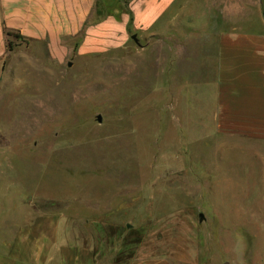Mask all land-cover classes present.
<instances>
[{"label":"rangeland","instance_id":"rangeland-1","mask_svg":"<svg viewBox=\"0 0 264 264\" xmlns=\"http://www.w3.org/2000/svg\"><path fill=\"white\" fill-rule=\"evenodd\" d=\"M202 34L181 66L143 37L69 64L38 56L37 71L12 75L0 92V244L55 213L99 264H264V141L220 131Z\"/></svg>","mask_w":264,"mask_h":264},{"label":"crops","instance_id":"crops-1","mask_svg":"<svg viewBox=\"0 0 264 264\" xmlns=\"http://www.w3.org/2000/svg\"><path fill=\"white\" fill-rule=\"evenodd\" d=\"M200 33L216 51L220 131L264 141V0H0V92L12 75L37 71L32 58L69 64L120 49L133 35L170 45L181 66L195 58L185 43ZM65 239L60 214H36L2 240L0 264H99L89 245ZM127 264L174 262L138 254Z\"/></svg>","mask_w":264,"mask_h":264},{"label":"water","instance_id":"water-1","mask_svg":"<svg viewBox=\"0 0 264 264\" xmlns=\"http://www.w3.org/2000/svg\"><path fill=\"white\" fill-rule=\"evenodd\" d=\"M132 38H133L137 43H139L138 38H137L136 35H133Z\"/></svg>","mask_w":264,"mask_h":264},{"label":"trees","instance_id":"trees-1","mask_svg":"<svg viewBox=\"0 0 264 264\" xmlns=\"http://www.w3.org/2000/svg\"><path fill=\"white\" fill-rule=\"evenodd\" d=\"M8 34L10 35V34H11V32H8ZM10 47L12 48V42H10Z\"/></svg>","mask_w":264,"mask_h":264}]
</instances>
